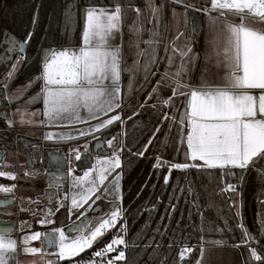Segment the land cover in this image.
Segmentation results:
<instances>
[{"label": "snow or ice", "instance_id": "1", "mask_svg": "<svg viewBox=\"0 0 264 264\" xmlns=\"http://www.w3.org/2000/svg\"><path fill=\"white\" fill-rule=\"evenodd\" d=\"M205 2L207 3V0ZM174 3L183 5L186 9L190 8L194 12L201 11L196 9L189 0H174ZM35 7L36 12L30 18L33 31H27L22 40L12 35L7 29L3 30V40H0V44L7 46L5 52L12 53L17 49L20 53L25 52L38 23L40 5H35ZM152 10L154 13L157 11L156 8ZM245 10L264 21V0H210V5L202 9L204 13L217 11L220 17H225L226 11L232 12L241 19L239 24L228 22L225 19L226 38L223 45L218 46L213 41V52L218 58L217 63H223L227 68L223 83L213 85L204 81L203 78L198 86L182 83L180 77L186 70L185 60L194 61L196 57L192 55L190 46L185 50H178L173 46L174 51L180 52L181 64L172 77V83L175 86L171 89V95L161 101L162 105L172 110V115L169 116L167 112L162 113L161 122L170 120L179 124L182 131L186 129V137L182 136L180 142L181 144L186 142V160L194 163H174L164 161L157 156L155 157L156 162L152 165L153 169L166 166L169 173L173 169L183 170L193 167L200 170L219 169L222 171L239 169L243 172L248 167L264 161V31L252 29L243 23ZM135 11L140 15L143 14L141 8ZM82 14V45L78 50L56 48L51 45L39 50L41 70L35 79L42 83L40 91L33 99L42 98L43 116L49 124L62 121L82 122L80 110L84 109L90 119H96L98 122L87 129H79L78 134L81 138L91 136L97 139L102 129H106L113 122H122L118 112L107 116V113L119 109L122 103L121 50L118 46L109 43L114 32L121 29L122 9L119 4L114 9L89 6L82 9ZM173 14L175 15V11ZM210 19L215 23L217 17H210ZM197 27H199V21L194 15L193 34ZM132 30L133 26H130V31ZM8 59L10 57L0 55V61ZM24 59V56H17L7 78L12 76L17 64ZM159 84L160 81H157V86ZM157 86H153L146 101L157 92ZM254 90H258V96L253 94ZM180 97L184 98L183 111H178L173 101V98ZM101 116H106V118L99 120ZM23 122L22 116L21 123ZM44 122L41 121V123ZM6 123L10 127L13 125L11 120H6ZM169 126L171 127V124ZM159 130L160 126L157 125L148 143L135 155L140 157L145 155L148 146L152 143V138ZM54 136L61 141L74 139L64 132H46L44 139L52 140ZM113 140H116L115 146ZM166 143L167 139L162 141V144ZM107 145L112 149L111 155L98 156L94 162H91L90 167L85 168L82 176H74L73 168H68L67 176L72 179L69 189L71 194L69 196L65 193L63 197L57 195L56 206L63 207L64 202L70 199L69 217L71 219V215L75 212L76 220L71 221L67 229L53 228L43 233L45 245L54 246L57 256L55 261L49 260L47 264H60L61 261H67V264H96V258H100L99 264H116L118 260L125 257V252L119 250L117 256L107 259L108 253L113 252L116 245L125 244L123 236L114 235L107 244L93 252L92 258L88 261L79 259L73 261L72 259L93 247L109 229H115L117 221L123 216L121 204L117 202H122L121 154L124 144L117 137H113L107 140ZM33 147L35 149L37 146ZM96 147H101L98 139ZM70 151L74 153L77 161H81L83 154L91 155L87 144L83 146V153L79 149ZM2 159L3 156L0 154V161ZM62 159L58 155L50 154L51 165L59 166ZM58 171L57 168L56 173H51L53 179L60 178ZM0 177L16 178L15 173L3 171H0ZM163 179L167 184L169 175L165 174ZM239 186L227 184L222 191L238 193ZM14 187V185H0V192L10 193ZM46 195H51V193H46ZM100 199L110 200L112 210L90 221L85 213L88 209L95 211L93 205ZM10 202V200L0 201L2 204ZM233 206L236 208V216L240 219L237 225L243 235L240 243L248 249L251 264H264V252L258 251L259 248H264V245H261L260 241L252 236L244 226L240 211L242 205L234 201ZM170 207L174 209L175 205H170ZM53 214V208L48 207L37 223L40 225L53 223L49 219ZM25 223L21 222V230ZM119 230L125 232L126 228L121 224ZM66 231L76 234L66 235ZM10 232V228L0 230V264H9L7 257L17 248V241L11 238ZM41 235L40 232H32L23 237L22 243L25 245L26 253L44 255L40 248L29 246L31 241L38 240ZM261 237H264V222H262ZM215 243L222 242L216 241ZM239 246L236 245V247ZM191 251V248L181 249V259ZM201 254H203V249H201ZM197 264L201 262L197 261Z\"/></svg>", "mask_w": 264, "mask_h": 264}, {"label": "trees", "instance_id": "2", "mask_svg": "<svg viewBox=\"0 0 264 264\" xmlns=\"http://www.w3.org/2000/svg\"><path fill=\"white\" fill-rule=\"evenodd\" d=\"M192 1L210 5V0H207V3L205 0ZM117 4L121 6L124 15L121 121L126 117V123L123 126L122 122L117 121L109 130L121 125L120 134L124 147L120 204L123 216L117 221L116 228L109 229L93 247L104 245L114 235H120L125 240V257L118 264H197L202 245L221 241V245H240L244 263L251 264L248 249L240 243L243 235L241 229L237 227L240 219L235 214L236 208L233 202L242 205L240 211L244 226L261 245H264V237H261V227L264 222V161L248 167L243 172L239 169L222 171L200 170L193 167L183 170L173 169L169 173L166 166L159 169L152 167L157 156L165 161L167 158L174 163L186 162V144L181 145L178 139V134L182 130L179 124L170 120L161 122L162 113L167 112L169 116L172 115V110L168 106L159 110L150 103L149 106L140 108L154 81L161 79L160 75L157 72L153 73L147 85L141 92H137L144 85L153 68L157 66V70L168 72L170 77L165 82L170 83L171 86L161 87V97L164 99L171 95V89L175 86L172 77L181 64L180 52L173 50V44L185 41L178 50L189 47L190 41L188 42L187 39L189 40L190 35L193 34L194 12L192 11H187L188 14L185 16L188 20L184 21L183 35H179L176 39L173 34L170 40L169 27L166 30L165 0H0V40H3L4 29L21 40L26 36L27 31H33L30 18L36 12L35 5H40L34 35L22 55L25 59L19 63L5 85L4 78L16 56L11 61H0V154L5 158L10 151L21 148L28 159H35L34 168L39 169L41 164L36 162V157L42 155L43 165H46L50 153L55 152L64 156L63 170H67L66 151L69 142L52 144L55 146L53 150L46 148L47 144H44L43 148L34 149L33 146L43 143L35 138L20 137L16 143L13 131L6 129V120L11 109L41 106L42 98L33 99L40 91L42 83L35 79L41 70L39 50L50 45L80 46L82 8ZM172 5L174 3L169 7L171 8ZM136 8L143 9V14L140 15L139 21L135 19L136 22L130 25L129 19L135 17ZM153 8L157 9L155 13ZM200 16L203 18L204 15L200 14ZM138 25L141 27V32ZM130 26H133L132 31ZM4 49L5 46L0 44V55ZM168 57H173V63L169 68H167ZM198 59L199 57L194 61L185 60L186 70L180 77L182 81L189 76L191 63L197 65ZM20 87L24 90L19 94L17 90ZM8 94L12 96H7ZM173 101L178 111L184 110L183 97L173 98ZM157 125L162 128L165 135L167 129L172 132L168 144L166 143L164 148L160 146L164 144L157 132L145 155L143 157L135 155L148 143ZM184 132L186 136V129ZM115 144L116 140L114 146ZM160 147L162 150H159ZM111 151L112 149L107 148L98 151L92 149L90 156L86 154L77 162L76 171L80 173L86 167H90L93 156L108 154ZM168 151H171L170 155ZM3 160L0 161V167ZM165 174L169 175L167 184L163 179ZM0 180L12 181L7 177H0ZM227 184L240 185L238 193L222 191ZM65 193L62 191L63 196ZM170 205H175V208ZM121 224L125 226V232L119 230ZM38 226H34V231ZM184 248H191L192 251L187 252L181 259L180 251ZM258 251L264 252V248H259Z\"/></svg>", "mask_w": 264, "mask_h": 264}, {"label": "crops", "instance_id": "3", "mask_svg": "<svg viewBox=\"0 0 264 264\" xmlns=\"http://www.w3.org/2000/svg\"><path fill=\"white\" fill-rule=\"evenodd\" d=\"M86 7H89V6H86ZM86 7H83L82 9H84ZM93 7H103V8H109V9L115 8L114 5L93 6ZM245 12H246V10H245ZM229 13H231V12H229ZM233 15H236V14L234 13ZM246 16L247 15L245 13L243 23L246 26H248L252 29H255V30L264 31V21H261L258 17L255 16V14H252V13H249L247 18H246ZM211 17H218V16L213 15ZM237 17L239 18L237 20L228 19L226 17H218L217 19L222 20L224 22L226 19L228 22L239 24L241 22V19L239 16H237ZM81 21H82V29H83L82 11H81ZM202 27H204V16L202 18V25L197 30L199 32H201ZM214 33H215V35H214ZM217 33H218V31H216V32L213 31L212 34H210L206 38L207 40L204 38L205 36L202 37L203 50L201 52V56L198 59L199 60L198 64L195 65V67H194V72L193 73L190 72V74H189V76L192 75V78H190V82L187 84L193 85V86H198L200 83H198V82L195 83L194 80L205 72L207 74H213V75L219 76L218 80L210 81L208 83L213 84V85L223 83V77L225 76V74L227 72V68L223 65V63L218 64L217 62H215L211 66H209V64H207L205 66V64H204L205 63L204 61L206 60L204 58V57H206V53H209L211 51V53L213 55H215L213 52V41L216 42L219 37H224L220 32H219L220 35H217ZM123 41H124V15H123V11H122L121 29L118 32H114L113 37L109 41L110 44H112L113 46H118L121 50V69H122L123 57H124ZM205 41H207V42L205 43ZM216 44L218 46H220V44L218 42H216ZM81 45H82V43H81ZM80 46L56 47V48H69V49L75 48L78 50V48ZM1 55L6 56L7 53L6 54L1 53ZM214 58L218 59L216 57V55ZM15 59H16V57H15ZM219 59L222 61V57H220ZM120 87H121V101H122V72H121ZM253 94L258 96V94H259L258 90H254ZM122 108H123V104L121 103V106L119 109H114L112 113H107V116H111L112 114L118 112L120 117H121V109ZM42 110H43V102L41 103V106L37 107V108L11 109V112L8 114L7 120L13 121V125L10 127L7 124V127L8 128H13V127L24 128L20 132V134H21L20 137H22V138L29 137V138L39 139L43 142V144H47L46 148H48V149L53 150V148L55 146L52 144L69 142L70 144L67 146V148H69V151L72 149H79L80 148L79 150L83 153V146L85 144L88 145L90 150L93 149V146H94L93 143L96 142L97 139H100L102 137V135L105 132L109 131L110 127L114 123H116V122H113V124L109 125L106 129H102L101 132L97 135V139H93L91 136L81 138L78 134L79 129H87L90 125H93V124L98 122V120H96V119H90L87 115V112L84 109L80 110L82 122L68 123L67 121H62V122H53L51 124L46 122V118L43 116ZM22 116H23V121H24L23 123H21V117ZM105 118H106V116H101V117H99V120H103ZM258 118H259V114H258ZM28 121H31V123H28ZM41 121H45V122L41 123ZM46 132H52V133L64 132V133H68L74 139L61 141V140H58L54 136L52 140H45L44 134ZM114 143H115V141H113V145H114ZM185 144H186V142H185ZM104 148L111 149L108 147L107 141H105V143H104ZM111 152L108 154H100V155L93 156L92 162H94L98 156H109V155H111ZM12 153H13L14 163H13V161L8 160V156H6L4 158L2 166L0 167V171L15 173L16 178L12 179V181L0 180V185H6V186L14 185L15 187L13 188L12 192H10V193L0 192V195L6 196V195L12 194L14 192L15 195H17L19 197L18 205H20V207H23V208H31V207L36 208L35 203L38 200H44V201L46 200L45 201L46 203L49 200V198L56 200V196L58 195L57 193H53L49 197L44 198L46 196L45 193H47L48 191H51V188H54V186L56 187L58 185L59 186L62 185V184H60L61 182H55L52 178H49L48 176H46L45 172L43 173L42 171L30 169L28 167V165H26L27 163H25L24 157L26 155L22 151L21 148L20 149L17 148L16 150L12 151ZM70 153L73 154V156H72V158L68 157V159H67V172H68V168L71 167L74 170V172H73L74 176H82L83 171L85 169L83 171H81L80 173H78L76 171V164L78 161L75 159L74 153L71 151H70ZM50 154L60 156V154L55 153V152H52ZM85 155L86 154H83L82 158ZM186 162L187 163H194L191 160H187ZM121 163H122V154H121ZM201 163H203V162H201ZM61 164H62V167H60V165L56 166V165H51V164H50V166H52V167L54 166L56 168L63 170V165L65 164L64 159H62ZM34 169H36V168H34ZM117 171H119V169ZM26 173H27V175H26ZM44 176H45V178H44ZM41 179L43 180V182L40 183V185L36 186V183L38 181H40ZM64 181H65V184H64L65 190H63V191L68 193L70 196L71 193L69 192V189H70V185L72 184V179L67 176L64 179ZM121 184H122V179H121ZM23 193L25 195H23ZM121 193H122V190H121ZM117 203L120 204L121 201H118ZM70 204H71V200L70 199L66 200L64 202L65 206H63V208L68 210V207L70 206ZM52 205H55V204H52ZM58 208L59 207H56V210ZM93 208L96 210L93 211L92 209H88L85 213V215L93 216V217H90L91 218L90 220H93L95 217L102 216L105 213H109L112 210L111 202L108 199L97 200L95 202V204L93 205ZM1 210L3 212L5 211L4 208H2ZM37 212H39V211H37ZM42 212H40L39 214L42 215ZM73 213L76 214L75 212H73ZM0 218H1V220H3V219L8 220L9 219L8 217L4 218L3 216H1ZM30 228H31L30 222H26L25 225L23 226V230H28ZM20 230H21V228H19V230H16L14 232H10L11 238L17 241V248L13 254H11L10 256L7 257L9 264H23V262H22L23 258L21 255V245L19 243L20 242L19 240H21V236L24 234V232H23V230H21V231ZM201 249H203V254H201ZM201 249L199 252L198 259H197V261H200L201 264H245L243 257H242V252H241L239 247H236V245H221V244L206 243V244L202 245ZM55 252L56 251H54V250L52 251L54 258L56 259L57 256L55 255ZM38 254H40V253L33 254V253H26L25 252V256H23V257H26L24 259H31L33 257H36V255H38Z\"/></svg>", "mask_w": 264, "mask_h": 264}, {"label": "rangeland", "instance_id": "4", "mask_svg": "<svg viewBox=\"0 0 264 264\" xmlns=\"http://www.w3.org/2000/svg\"><path fill=\"white\" fill-rule=\"evenodd\" d=\"M137 9V8H136ZM173 11H175V15L173 14ZM187 11H191L190 9H186L185 7H182V6H180V5H177V4H174V5H172V7L170 8V7H168L167 8V6H166V10H165V21H166V30H168V27H169V29H170V40L172 39V37H173V34H174V38L175 37H179L178 36V34L179 33H184L185 31H184V29L185 28H183L184 26L183 25H185L184 24V21L185 20H188L187 19V17L185 18V16L188 14V12ZM135 17H132L131 19H129V22H130V25L134 22V20L136 19V21H139V17H140V14H138L136 11H135ZM214 13H215V15L216 16H218V17H220V14H219V12H217V11H214ZM246 18L248 17V15H249V13L247 12V10H246ZM234 14V13H233ZM232 14V12L231 13H229V12H226L225 13V17L226 18H228V19H235V20H237V19H239L237 16L238 15H233ZM211 17V16H210ZM210 17L209 16H207V15H204V27H202V29H201V32H199L198 30H197V32H195V34H191L190 35V38H189V40L187 39V41L189 42V46L192 48V55H194L196 58H195V60H197V58L198 57H200L201 56V52H202V50H203V47H202V37H204L205 39L210 35V34H212V32L213 31H218V33H217V35H220V33L224 36V37H219L218 39H217V41L216 42H218L219 44H220V46H222L223 45V42H224V40H225V38H226V31H225V28H224V24H225V22L224 21H222V20H219V19H216V21H215V23H213L212 22V20L210 19ZM217 17V18H218ZM135 21V22H136ZM134 22V23H135ZM171 22V23H170ZM171 25V26H170ZM182 25V26H181ZM138 27H139V30H140V32H141V27H140V25H138ZM220 32V33H219ZM214 35H215V33H214ZM215 37V36H214ZM176 39H178V38H176ZM184 40H185V38H183ZM207 40V39H206ZM207 41H205V43H206ZM182 43H184L185 44V41H179L178 43H174L173 44V46H175V48L176 49H178L179 47H180V45L182 44ZM204 43V44H205ZM203 44V45H204ZM17 56H20L19 54H17L16 55V58H17ZM22 56V55H21ZM215 57V55H213L212 53H211V51L209 52V53H206V57H204L206 60L204 61L205 63V66L207 65V64H209V66H211L212 64H214L215 62H217V59H215L214 58ZM169 58H171V59H169ZM16 59H14V61H13V63H15L16 61H15ZM12 63V64H13ZM172 63H173V57H168V62H167V68H169L171 65H172ZM18 65H19V63L17 64V67H18ZM191 65H192V67H191V73H193L194 72V67H195V63L194 62H192L191 63ZM208 66V67H209ZM16 67V68H17ZM12 70V65H11V67H10V69H9V71H11ZM9 71H8V73H9ZM137 71V67L135 68V72ZM155 72H157L159 75H160V77H161V79H156L155 81H154V83H153V85L150 87V89H149V91L147 92V96L146 97H148V94L150 93V92H152V89H153V86H157V81H160V84L157 86V92L156 93H154L153 94V96L151 97V98H149L147 101H146V98L143 100V102H141V105H140V108H142L143 106H149L150 105V103L152 104V106H155L157 109H159V110H162L163 108H165V106L164 105H162V103H161V101L162 100H164V99H166V98H162L161 97V87H163V86H167L166 88H169L168 87V85L169 86H171L170 85V83H166L165 81H166V79L167 78H170L169 77V75H168V72H161V71H159V70H157V66H155L154 68H153V71L150 73V75H149V77H148V79L146 80V82L144 83V85L139 89V91L137 92V93H139V92H141V90L147 85V82H148V80L151 78V76L153 75V73H155ZM8 73L6 74V77L4 78V85L8 82V80L10 79V78H7L8 77ZM135 74V73H134ZM162 77H163V79H162ZM7 78V79H6ZM190 78H192V75L191 76H186L184 79H183V81L181 80V82L182 83H189L190 82ZM202 78H203V80L204 81H207V82H210V81H215V80H218L219 79V76H217V75H213V74H207L206 72L205 73H203V74H201L198 78H196L195 80H194V82L195 83H201V80H202ZM134 80V79H133ZM23 88L22 87H20L18 90H17V92L20 94V93H22L23 92ZM20 91V92H19ZM7 96H12L11 94H8ZM143 105V106H142ZM142 111V110H141ZM11 112V110L9 111V113ZM121 116H123V114H121ZM122 123H123V126L125 125V123H126V117H123V121H122ZM166 126V125H165ZM165 132L167 133L166 135L164 134V132H162V128H160V130H159V136H160V138H161V141H164L165 139H167V144H168V142H169V137H170V134L172 133L171 131H169L168 129L167 130H165ZM175 133V132H174ZM173 135V134H172ZM178 136H179V141H181V137L182 136H185V132H184V130L182 131V130H180V132H179V134H178ZM112 139V138H111ZM107 141V140H106ZM113 141H115V140H113ZM180 144H181V142H180ZM184 144V143H183ZM182 145V144H181ZM160 146H162L163 148H164V146H165V144L164 145H160ZM80 149V148H79ZM159 150H162V148L160 147V149ZM171 150H172V146H171ZM169 155L171 154V151H168L167 152ZM8 156V160H11V161H13V163H14V158H13V153H12V151H10L9 152V154L7 155ZM27 156V155H26ZM66 158L68 159V157L70 158H72V156H73V154H71L70 153V151H69V148H67V151H66ZM169 158H171L170 156H168ZM25 158V157H24ZM62 158H64V156H62ZM42 159H43V157H42ZM23 160V159H22ZM166 160L168 161L169 159H167L166 158ZM165 161V160H164ZM27 162V160H26V158H25V163ZM32 163H33V161H32ZM27 165V164H26ZM34 163L31 165V167H30V169H34ZM41 171L44 173L45 172V169H44V167L43 168H41ZM44 178H45V176H44ZM43 182V180L41 179L40 181H38L37 183H36V186H38V185H40V183H42ZM55 182H57V181H55ZM60 184H62V185H58V186H54V188H51V190H54V193H57L59 196H63L62 195V191L63 190H65V186H64V184H65V181H62ZM46 194V193H45ZM23 195H25L24 193H23ZM65 195V194H64ZM46 201V200H45ZM44 200H38L35 204V206H36V210L37 211H39V213L40 212H44L48 207H52L53 208V215H51L50 217H49V219L50 220H52L53 221V223H51V224H45V225H39L36 229H35V231H25L24 232V234L21 236V240H19L20 242V245H21V255H22V258H23V260H22V262H23V264H47V261H49V260H52V261H54L55 260V258H54V256H53V253H52V251L54 250V251H56V249H55V247H53V249L52 250H47V249H42V252L44 253V255L42 256L41 254H38V255H36V257H33V258H31V259H24V258H26V257H23V256H25V251H24V247H25V245L22 243V241H23V237L24 236H26V235H30L32 232H40L42 235H41V237H43V233H45L46 231H51V229H53V228H60V226H58L56 223H55V212L54 211H56L55 209H56V207L57 206H54V205H52V204H54L55 202H56V200L55 199H52V198H49V200L47 201V203L45 202ZM63 208V207H62ZM68 211V210H67ZM42 212V213H43ZM68 214H69V211H68ZM90 217H93V216H90ZM83 218V217H82ZM81 218V219H82ZM76 220V214H72L71 215V219H70V217H69V220H68V223H67V225H69L70 224V222L71 221H75ZM66 227V226H65ZM64 227V228H65ZM72 235H75L76 233H71ZM66 235H67V233H66ZM32 242V241H31ZM30 242V243H31ZM107 244V243H106ZM104 246V245H103Z\"/></svg>", "mask_w": 264, "mask_h": 264}, {"label": "water", "instance_id": "5", "mask_svg": "<svg viewBox=\"0 0 264 264\" xmlns=\"http://www.w3.org/2000/svg\"><path fill=\"white\" fill-rule=\"evenodd\" d=\"M194 15L198 18V21H199V27L202 25V17L200 16V13H194ZM197 27V29L199 28ZM5 48L7 47L6 45H4ZM7 52H5V49L3 51V54H6ZM19 50L17 49V51L15 52H12V53H7L8 57H10V59L8 60H3V61H11L12 59H14V57L19 54ZM23 55V53H20ZM120 130H121V125H118L116 126L114 129L112 130H109L107 132H105L102 137L100 139H98L100 142H101V147L100 148H97L96 147V144H97V140L96 142L94 143V146H93V149L94 151H98L99 149H103L104 148V143L106 140L108 139H111L113 137H117L120 141H121V134H120ZM92 151V149H91ZM3 156V155H2ZM42 155H39L38 157H36V162L38 161V163L41 164V166L39 167V169H33V170H37V171H41V168L44 167L45 169V173H46V176H48L49 178H52L51 176V173H56L57 172V168L55 169H51L50 166L48 164L46 165H43V161H44V158L42 159ZM3 159H4V156H3ZM4 161V160H3ZM35 163V159L34 158H29L27 159V165L28 167L30 168L31 165L33 164L32 163ZM50 161V160H49ZM3 164V162H2ZM59 169V168H58ZM58 175L60 176L59 179H53L54 181H57V182H62L64 181V179L67 177V170H61L59 169L58 171ZM51 193L53 194L54 193V190H51V191H48L47 193ZM50 195H46L44 198H47L49 197ZM4 200H10L11 202L8 203V204H2L0 203V217L3 216L4 218L5 217H9V219H3L1 220L0 218V230L4 229V228H10L11 229V232H14L16 231V220L13 217L14 215V211H15V208L17 206V201H16V198L12 195V194H8L6 196H1L0 195V201H4ZM4 208L5 211L3 212L1 209ZM14 209V210H12ZM88 217V219L90 220V216L89 215H86ZM83 219V218H82ZM68 220H69V214H68V211L67 209L65 208H61L55 215V223L60 226V227H65V229H67V223H68ZM91 221V220H90ZM46 232H49V231H46ZM67 235L69 232H67ZM43 240H44V236H43ZM44 244H45V240H44ZM96 244V243H95ZM54 246H46L45 245V248L47 250H52Z\"/></svg>", "mask_w": 264, "mask_h": 264}, {"label": "built area", "instance_id": "6", "mask_svg": "<svg viewBox=\"0 0 264 264\" xmlns=\"http://www.w3.org/2000/svg\"><path fill=\"white\" fill-rule=\"evenodd\" d=\"M189 2L192 5H194L196 9H200L201 10V11H196L197 13H200V14H203V15H208V16H213V15L215 16L214 11H212L210 13H204L202 11V9L204 7H207L206 5L197 3V2L192 1V0H189ZM165 3H166L167 8H168L171 3H174V0H165ZM174 4H176V3H174ZM177 5H179V4H177ZM180 6L184 7L183 5H180ZM190 10L192 12H194L192 9H190ZM196 12H194V13H196ZM19 55H22V54L19 53ZM6 129H8V130L10 129L11 131H13L15 142L17 143V141L19 140V138L21 136L20 132L24 128H21V127L8 128L7 127ZM12 195L16 198V201H17V207H16L15 212H14V217H15V220H16V230H19V228H21V222L23 221V222H30L31 223V228L28 229V230H23V232H25V231H29V232L30 231H34V226L35 225H40V224L37 223V220L40 219L42 215H40L39 212H37L35 207H31V208L20 207V205H18L19 197L17 195H15L14 192L12 193ZM54 204H55L54 206H56V202ZM61 208L62 207H59L57 210L55 209L56 210V211H54L55 215ZM29 246L40 248L41 250L44 249L45 248V244H44L43 237H40L38 240L32 241L29 244ZM102 247H103V245H100V246H97V247H91L90 249H86L83 253H81L79 255V257H74L72 259H73V261H75L77 259H79L81 261H88L89 259L92 258L93 252H95L96 250H98L99 248H102ZM119 250H123L125 252V246L124 245H116L114 251L111 252V253H108L107 259H112L113 257L117 256ZM119 261L120 260H118L116 262V264H118ZM99 262H100V258H96V264H99ZM60 264H67V261H61Z\"/></svg>", "mask_w": 264, "mask_h": 264}, {"label": "flooded vegetation", "instance_id": "7", "mask_svg": "<svg viewBox=\"0 0 264 264\" xmlns=\"http://www.w3.org/2000/svg\"><path fill=\"white\" fill-rule=\"evenodd\" d=\"M37 147H38V148H40V147H41V148H43V147H45V146H44V144L42 143V145H39V144H38V145H37ZM61 157H62V156H61ZM25 158H26V160L28 159V158H27V156H25ZM49 160H50V157H49ZM26 163H27V162H26ZM48 165L50 166V161L48 162ZM50 167H51V169H52V168H53V169H55V168H56V167H54V166H53V167H52V166H50ZM60 167H62V164H60ZM12 210H14V209H12ZM14 212H15V211H14ZM8 218H9V217H8ZM12 218H14V219H15L14 215H13V217H12Z\"/></svg>", "mask_w": 264, "mask_h": 264}]
</instances>
